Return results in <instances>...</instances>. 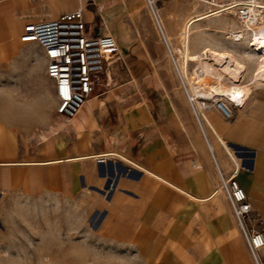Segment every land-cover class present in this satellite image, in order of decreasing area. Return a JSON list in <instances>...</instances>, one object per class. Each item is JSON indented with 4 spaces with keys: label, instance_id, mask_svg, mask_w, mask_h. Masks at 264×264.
Here are the masks:
<instances>
[{
    "label": "crops",
    "instance_id": "1",
    "mask_svg": "<svg viewBox=\"0 0 264 264\" xmlns=\"http://www.w3.org/2000/svg\"><path fill=\"white\" fill-rule=\"evenodd\" d=\"M154 2L163 22L162 33L168 34L173 42L176 29L192 13L195 2ZM258 3L264 4V0ZM77 7L82 8L84 20L94 33L111 34L118 46L122 30L117 28L111 33L110 28L134 25L140 0H0V67H6L19 51L36 46L19 41L24 22L51 19ZM194 10L200 7L195 4ZM130 52L128 57H144L143 51ZM28 53L42 65L44 77L49 79L41 50ZM132 82L137 84L131 75ZM50 84L55 105L51 80ZM129 87L139 94L143 91L141 85ZM115 93L111 91L98 104L94 97L88 100L91 95L71 117L52 118L39 139L20 146L15 131L0 124V264H10L3 255L5 251L22 249V235L34 232L27 218H38L40 214L50 217L55 211L61 212L62 217L76 211L80 219L96 218L99 234L145 249L150 241H157L152 238L155 229L143 220L147 211L159 210L156 199L165 196L167 187L184 191L193 198V195H208L213 187L212 166L226 179L232 177L244 191L251 205L250 214L258 221L255 227L264 232V87L251 91L241 107L230 109L229 118L214 104L203 110L226 151L211 130L204 128L203 139L183 97H178L174 105L162 100L164 107L159 111L157 126L149 128L140 147L132 151L129 135L120 139L108 127L107 109ZM142 98L146 105V111L143 109L146 125H149L150 110L146 98ZM8 120L0 115V122ZM227 152L237 161L235 169ZM111 153L132 159L142 169H133L113 155L96 161L100 155ZM216 202L222 209L220 196ZM222 230L232 264H253L241 234L226 212Z\"/></svg>",
    "mask_w": 264,
    "mask_h": 264
},
{
    "label": "rangeland",
    "instance_id": "2",
    "mask_svg": "<svg viewBox=\"0 0 264 264\" xmlns=\"http://www.w3.org/2000/svg\"><path fill=\"white\" fill-rule=\"evenodd\" d=\"M194 5L193 3L189 16L201 13L200 10H194ZM156 14L160 23L161 16L158 12ZM134 19V25L110 28L111 33L117 28L122 30L123 37L117 46L118 56L109 65L106 73L96 77L94 91L88 100L94 97L98 104L103 102L111 91H116L114 97H111L112 105L107 109L110 116L108 127L120 139L121 136L129 135L127 140L132 151H137L148 129L157 126L159 111L164 107L163 99L174 105L178 97H183L186 105L188 104L144 0H140V8L135 11ZM262 19L261 27L264 28V13ZM185 22L184 18L181 26L176 29L173 42L165 33L177 63L178 55L175 51L181 46L176 34L184 28ZM239 30L241 31V28L232 18H212L192 30L189 45L198 48L202 44H211L219 49H229L232 42L231 33ZM241 32L244 39L234 45V48L246 51L247 56L238 57L244 62L245 70L237 85H248L250 95L251 91L264 87V80L251 81L260 55L248 47L249 33ZM132 49L138 54L143 51L144 57H128ZM36 50H39L37 46L25 48L22 53L19 51L6 67H0V115L9 119L0 124H5L15 131L14 136L19 146L29 140L39 139L47 129L46 125L58 116L54 112L50 80L44 77L42 65L28 53ZM187 63L186 72L190 79L195 70L197 71V66L193 61ZM210 63L213 67V63ZM131 75L135 77L137 84L130 83ZM222 79L224 86H236L226 76ZM129 85H141L142 93L139 94ZM142 96L146 98L150 110L149 125H146V105ZM212 101L204 103L213 104ZM221 101L226 102L224 99ZM55 131L56 128L53 129V132ZM117 146H120V143H117ZM113 154V157L129 167L139 169L132 164H137L132 159L128 158L129 162ZM211 178L213 187L208 195H193L194 198L186 195L184 191L182 193L167 187L165 196L160 195L156 199L159 210H149L146 212L147 217L143 218L145 223L155 229L152 238L157 240L150 241L145 249L139 250L135 244L127 243L123 239L113 240L108 235L99 234L95 227L96 218L80 219L76 211H71L69 217H62L61 212L55 211L50 217H42L40 214L38 218H27L26 220L32 222L34 232L22 235V249L12 251L13 253L7 250L3 255L10 264H232L230 249L222 230L225 212L230 216L239 235L240 232L222 192L221 180L214 166ZM214 190H218L217 195L221 198L225 212L216 202V195L210 196ZM41 208L38 206L37 209ZM48 209L52 211V208Z\"/></svg>",
    "mask_w": 264,
    "mask_h": 264
},
{
    "label": "built area",
    "instance_id": "3",
    "mask_svg": "<svg viewBox=\"0 0 264 264\" xmlns=\"http://www.w3.org/2000/svg\"><path fill=\"white\" fill-rule=\"evenodd\" d=\"M144 1L173 69L177 72L173 53L165 42L157 20L155 2ZM189 1L200 7L203 16L232 18L238 27L249 33L262 21L264 8L253 0ZM18 39L33 43L41 50L45 61V74L53 85L54 112L66 118L75 114L92 95L96 77L106 73L109 65L118 56V47L113 36L107 32L94 33L87 26L81 7L60 13L51 19L24 22ZM177 79L184 90L182 78L178 75ZM184 93L186 94L185 90ZM187 104L201 136L205 139L206 125L201 114L194 109L190 98ZM213 104L226 118L231 116L230 109L238 107L231 104L227 108L219 99H215ZM96 161H103V157H97ZM220 180L222 192L253 264H264V232L255 227L258 221L250 214L251 205L247 196L232 177L225 181Z\"/></svg>",
    "mask_w": 264,
    "mask_h": 264
},
{
    "label": "bare ground",
    "instance_id": "4",
    "mask_svg": "<svg viewBox=\"0 0 264 264\" xmlns=\"http://www.w3.org/2000/svg\"><path fill=\"white\" fill-rule=\"evenodd\" d=\"M256 3L264 8L263 3L260 4L258 3V1ZM263 13H264V9H263ZM212 18H219V16ZM212 18L205 17L202 15V13L194 14L187 17L185 25L183 26L184 28L183 29L181 28L178 33L181 48L176 49L175 52L178 55L177 57L179 63H177L175 59V53H173V51L172 53L178 73L176 72V70L174 71L177 76L179 75L182 78V81L184 83V90L186 91L187 94L186 95L184 93L186 100H188V98L191 99V104L193 105L194 109L201 114L204 120V123L206 125L204 126V128L207 131L211 130L213 136L217 139V141H219V144L226 151L227 150L226 146L223 144L218 134L216 133L213 125L210 123L208 118L205 116V113L203 112V110L209 106L204 102H208V101L211 102L212 100L214 101V98H218L220 101L221 99L222 100L224 99L226 101L225 103L221 101V103L225 105L227 108H229L228 105L231 104L238 107L242 106L244 100L249 96L250 90L247 88L249 87L248 85L245 86L237 85L240 83L241 74L245 70L244 62L239 60L238 57L240 58V57H244L245 55L247 56V52L238 51L236 48H234V45L240 43L241 40L244 39V36L241 32L243 31L242 29L241 31L240 30L233 31L231 33L230 40L232 42L229 44L230 45L229 49H225L224 47L223 48L220 47L219 49L211 44L210 45L202 44L199 45L198 48L190 47L189 37L191 35L192 30L200 26L203 21H207ZM159 25L160 27H163L162 20H160ZM261 25H263V19L261 23L258 24L252 30L251 33L248 32L249 33V40L247 42L248 47H250L255 54L260 55L259 62L254 70L255 74L251 79V81L254 82H259L264 80V28L261 27ZM163 35L164 38H166V34L164 33V31H163ZM165 42L169 47V44L167 43L166 39ZM187 61H193L197 66V71L195 70V72L191 77H190L191 74L189 75L190 79L187 77V72H186V70L188 71V69H186V64L188 65ZM209 61L213 63V67ZM225 76L229 78L232 84L234 83L236 86H232V87L224 86L222 82L223 80L222 78ZM205 129H204V133H205ZM115 154H117V156L120 157L121 159L123 160L125 159L120 154L118 153ZM106 155H114V154L113 153L102 154L100 156H106ZM227 155L231 160V162L233 163L235 169L237 167V161L235 157L229 152H227ZM132 164L134 163L132 162ZM151 175L156 179L163 181L158 176H155L153 174ZM218 175L220 179L225 181V179L223 178V176L220 174L219 171H218ZM217 194H218V190H216L212 194V196L216 195L217 197L218 196Z\"/></svg>",
    "mask_w": 264,
    "mask_h": 264
}]
</instances>
